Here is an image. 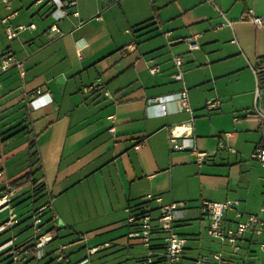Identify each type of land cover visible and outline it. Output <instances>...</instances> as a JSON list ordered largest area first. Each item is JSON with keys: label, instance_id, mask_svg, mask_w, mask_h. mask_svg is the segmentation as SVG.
Listing matches in <instances>:
<instances>
[{"label": "crops", "instance_id": "obj_1", "mask_svg": "<svg viewBox=\"0 0 264 264\" xmlns=\"http://www.w3.org/2000/svg\"><path fill=\"white\" fill-rule=\"evenodd\" d=\"M63 2L66 14L56 20L50 0H0V193L16 185L18 219L0 229V264H11L8 241L30 243L34 230L19 234L33 228L28 219L46 203L50 217L43 230L55 238L45 257L64 243L61 237L76 234L67 243L71 263L81 261L86 248L102 245L94 264H142L146 248L129 236L134 226L126 209L138 210L148 194L160 198L151 201L152 210L187 202L176 224L186 236L183 264L218 249L223 264L253 258V244L264 242V231L245 233L232 253L208 233L200 204L238 199L241 209L255 213L264 206V165L250 157L262 139L253 111V66L264 58V24L245 16L250 10L264 15V0H127L134 5L130 11L126 0ZM54 23L60 32L51 31ZM20 24L34 26L8 39L6 27ZM193 35L199 47L190 49L186 39ZM6 49L21 69H3ZM177 54L184 56L183 81L174 77ZM150 65L161 71L151 73ZM184 84L193 119L175 101L157 115L148 99ZM211 98L220 102L214 109L206 107ZM188 121L195 147L209 153L202 162L192 149L170 144L171 128ZM18 137L20 145L14 143ZM18 153L26 154L30 170L10 176L4 162ZM43 196L41 204L20 210ZM232 212H226L225 225L234 226ZM8 218L9 210L0 208V225ZM154 244L164 250L162 239ZM35 256L30 251L26 264H41ZM202 264L217 263L210 257Z\"/></svg>", "mask_w": 264, "mask_h": 264}, {"label": "built area", "instance_id": "obj_2", "mask_svg": "<svg viewBox=\"0 0 264 264\" xmlns=\"http://www.w3.org/2000/svg\"><path fill=\"white\" fill-rule=\"evenodd\" d=\"M54 4V8L51 10V14L56 20H59L66 12L63 10L65 3L63 0H50ZM75 1L69 2L72 4ZM61 9V10H60ZM77 13V12H76ZM255 25L260 26L264 24V15H257L252 10L245 15ZM34 26V24L26 25H8L6 27V34L8 39L15 38L18 33L26 27ZM60 32L56 23L51 26V31ZM190 49L199 47L197 41V35H193L186 39ZM176 71L174 77L177 80L183 81V54H177L173 57ZM1 65L3 69L10 67L11 65H17L22 68V62L16 58L14 52L11 49H6L1 54ZM150 72L155 74L161 71L159 65H150ZM255 73L256 84L254 90V104L253 111L260 119V125L262 130V139L256 146L250 157L258 160L264 165V58L253 66ZM41 89L37 90L40 93ZM108 96H111L109 92H106ZM175 101L178 104V109L187 110L191 113L193 119L194 111L189 103V88L184 84L180 91L173 93L161 94L148 99L149 105L155 108L157 115L166 114L169 112L168 103ZM219 99H208L206 101V107L208 109H214L219 105ZM181 128V129H180ZM169 141L174 149H192L199 162L204 161L209 153L206 151L198 150L194 143L191 132L190 121L181 124L180 126H174L170 130ZM139 144V143H138ZM221 147H225L223 141L220 142ZM234 150V149H232ZM235 151V150H234ZM17 190L16 185L9 183L4 187L0 193V208L9 210V218L0 225V229L5 228L7 225H12L17 222V218L14 213V207L12 205L13 196ZM153 199L159 200V197H154L152 194L145 196L142 205L138 210L133 211L131 207L126 210L128 212L127 221L129 225L134 226L129 231V236L138 239L146 248L145 258L141 261L142 264H152L156 260V254H160L161 260L158 264H183V252L185 249L186 236L179 233L176 230V224L184 219L185 211L187 207L186 201H173L159 206L158 215L154 216L152 213L151 201ZM240 201L238 199H227L225 201H213L202 199L200 208L202 212L208 217V233L218 238L222 244H228L232 247V253H237L240 249L238 240L247 232H253L261 234L264 231V206L260 212H249L239 207ZM49 207V204H44L36 208L32 214L34 237L30 243L23 245H16L13 240L7 242L8 253L11 257V264H26L28 259V253L30 251L35 252V257L40 260L45 257V247L53 241L55 238L54 233L51 230H43V218L44 211ZM235 210V225H225V215L228 210ZM86 237V234L84 235ZM160 238L163 241L162 252H159L155 247V239ZM108 244V243H104ZM102 245H96L88 247L87 255L77 263H71L70 256L68 254V244L60 243L54 250V258L52 264H90V255L95 253ZM264 248V242L261 243ZM213 257L217 264H223L225 259L222 251H215L211 255H202L194 261V264H202ZM47 264H51L48 262ZM239 264H259L254 261L244 260Z\"/></svg>", "mask_w": 264, "mask_h": 264}, {"label": "rangeland", "instance_id": "obj_3", "mask_svg": "<svg viewBox=\"0 0 264 264\" xmlns=\"http://www.w3.org/2000/svg\"><path fill=\"white\" fill-rule=\"evenodd\" d=\"M125 5H126V9L128 11L134 9V5L128 4L127 3V0L125 2ZM245 81H246V79L243 80V84L245 83ZM14 143L20 145L21 138L20 137L16 138L14 140ZM4 165H5L6 169H7V173L10 176H16L18 174H21L22 175V174H24V173H26L27 171L30 170L29 169V165H28V161L26 159V154L25 153H23V154H19L18 153V155L15 158L10 159V161H7L6 163L4 162ZM68 197L73 198V196H68ZM47 198L49 199L50 197L48 196ZM44 200H46V197H44V196L36 199L35 201H33L32 199L31 200L29 199V204L27 206H22L23 204H25L27 202H24V203H22V204L19 205V207L22 206V207H20V210H23L25 208H29V207H31L35 203L37 205H39L42 202H44ZM152 212L154 214L158 215L159 209H155ZM49 214H50V212L48 211V212H46V213H44L42 215V218L45 220V222L49 219V217H50ZM231 216H235V213L232 212L231 213ZM263 216H264V212H263ZM28 221H30V222L33 221V218L31 217L30 219H28ZM32 233H33V228H29V229L25 230L23 233H21L19 235H21V238H22V237L27 236V235H32ZM74 236H77V235L76 234H73V235H64L63 237H61V239L63 240L62 242L69 243L72 240L71 237H74ZM82 240H78V243L79 242H82ZM52 245L54 246V244H52ZM220 250L221 249H218L216 251H220ZM253 250H254V253H253L254 257L253 258L252 257H245V256L244 257H239L240 258V262L239 263H242L244 260H247V261H254V262H257L259 264H264V248L263 249L261 248V244L259 242H256V243L253 244ZM212 253L213 252H211L209 255L212 256ZM239 253H242L243 255L246 254L245 251H240ZM93 254L90 255V259H91V262H93V264H94V262L96 261V258L93 257ZM53 255H54V252H52L48 257H44V258L40 259L41 264H44L48 260V258H50ZM86 255H87V248L85 250V256Z\"/></svg>", "mask_w": 264, "mask_h": 264}, {"label": "trees", "instance_id": "obj_4", "mask_svg": "<svg viewBox=\"0 0 264 264\" xmlns=\"http://www.w3.org/2000/svg\"><path fill=\"white\" fill-rule=\"evenodd\" d=\"M13 182H17V180L13 181ZM142 205V203L138 206L140 207ZM161 260L160 254H156V260L152 263V264H158V262Z\"/></svg>", "mask_w": 264, "mask_h": 264}, {"label": "bare ground", "instance_id": "obj_5", "mask_svg": "<svg viewBox=\"0 0 264 264\" xmlns=\"http://www.w3.org/2000/svg\"><path fill=\"white\" fill-rule=\"evenodd\" d=\"M181 129V128H180Z\"/></svg>", "mask_w": 264, "mask_h": 264}]
</instances>
